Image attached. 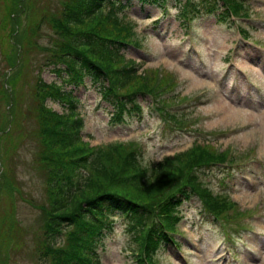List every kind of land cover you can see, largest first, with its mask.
<instances>
[{
  "label": "trees",
  "instance_id": "16d2710c",
  "mask_svg": "<svg viewBox=\"0 0 264 264\" xmlns=\"http://www.w3.org/2000/svg\"><path fill=\"white\" fill-rule=\"evenodd\" d=\"M36 1L0 0V42L6 38L9 48H4L5 58L11 71L2 79L11 81L14 93H0V99L11 106L0 127V201L8 196L3 213L12 208L18 188L10 159L19 148L17 144L31 140L47 201L39 205L41 224L35 245L38 264H100L97 247L111 227L108 215L127 217L128 230L134 233L136 264L159 263L158 251L163 245H179L174 235L181 232L180 207L192 198L231 228L227 234L242 229L241 221L248 212L236 210L229 196L215 193L204 178L212 167L229 171L238 162L240 156L232 154L230 148L222 150L211 141L197 139L186 150L146 164L142 161L146 152L142 142L111 141L93 146L82 139L84 121L77 110L78 100L64 85L78 86L89 76L99 86L103 101L112 107L113 123H123L140 113L139 98L149 96L159 106L158 111L167 115L168 97L175 100L180 95L174 72L152 67L138 72L139 63L125 58L122 50L139 42L133 24L118 15L119 0ZM220 1L223 19L226 14L227 18L248 16L242 0ZM218 8V0H183L179 18L188 21L194 14H216ZM22 13L31 14L29 23L26 20L24 24ZM239 31L243 37L248 36L244 27ZM43 34L48 36L45 44L39 43ZM33 50L36 54L30 57ZM41 65L49 66L60 83L46 82L39 73ZM32 67L38 70L31 75ZM48 100L63 110L52 109ZM17 116L25 129L22 126L24 130L13 132L11 122ZM184 118L176 113L167 116L168 124L181 128ZM29 123L34 127L29 129ZM14 222L8 214L0 217V225L5 227L3 231L0 226V233L7 228L10 236ZM5 234L7 245L10 239L7 241ZM1 241L0 236V264H5L7 247Z\"/></svg>",
  "mask_w": 264,
  "mask_h": 264
},
{
  "label": "rangeland",
  "instance_id": "374dc122",
  "mask_svg": "<svg viewBox=\"0 0 264 264\" xmlns=\"http://www.w3.org/2000/svg\"><path fill=\"white\" fill-rule=\"evenodd\" d=\"M36 2L54 4L57 0ZM118 3L121 7L118 15L133 24L140 42L138 47L129 45L122 50L125 58L139 62L142 69L164 68L174 72L179 80L180 96L170 100L168 95H161L167 96L170 102L166 106L167 115L161 114L155 106H147L151 98L139 99L145 106L142 113H136L135 117L131 116L123 123H113L110 120L112 107L103 101L99 87L89 76L78 86L64 85V89L71 91L78 100L77 110L84 121L82 139L93 146L111 141H141L146 147L142 159L146 164L156 163L165 155L186 149L196 138L211 140L223 149L231 148L242 156L238 159L250 152L243 166L234 173L231 167L226 175L219 167H212L204 176L212 190L227 192L225 195L236 204V210L248 212L241 221L245 228L235 233L238 240L233 242L222 231L220 222L209 212L201 211V203L192 198L180 207L183 219L178 231L181 232L174 235L175 241L181 242L180 247L177 249L171 242L167 243L164 249L158 251L159 263L156 264H264V0H245L250 17L236 20L239 23L221 22L217 14H201L191 19L194 31L186 40L182 38L185 31L183 22L177 20L181 13L178 0H167L163 5L154 0H119ZM20 16L24 24L26 20L27 23L31 20V14L22 13ZM239 24L247 27L249 42L258 46V43H263L261 48L240 40ZM47 38L43 34L39 43L45 44ZM4 48H9L6 38L0 42L2 96L9 92L14 94L11 81L6 77L2 79L5 72H11ZM193 48L199 49V56H192ZM228 51L232 53L228 54ZM34 54L35 50L31 51L30 57ZM41 66L39 73L46 82L60 83L49 66ZM141 68L138 72L142 71ZM35 69L31 75L35 74ZM227 70L229 77H226ZM27 87L28 84L24 89L27 90ZM21 97L17 99L18 111ZM198 97H202L196 100L200 103L194 100ZM6 104L0 99V127L6 122L3 117L11 107ZM47 104L58 112L63 110L56 102L48 100ZM185 106L191 107L190 113L187 116L184 112L181 116H187L193 123V129L179 130L178 126L171 129V125L167 126L164 122V116H170L173 111ZM13 108L16 112V104ZM16 118L11 122L13 132L24 130L19 116ZM29 125V129L34 127V124ZM30 142L27 139V144H17L16 149L19 148L10 159L18 188L12 208L8 207V211L6 209L3 213V208L9 204L8 196L0 201V217L4 219V215L8 214L10 219L15 220L10 236L7 228L5 230L7 241L10 239L7 245L5 232L0 233L1 242L4 241L7 247L3 255L5 264H38L35 245L39 238L37 229L41 224L40 206L47 201L33 160L35 143ZM2 169L0 161V171ZM113 221L116 224L108 232L105 231L102 243L97 247L100 264H136L131 253L134 234L128 231L127 217L115 216ZM0 226L4 231L5 227ZM63 239L62 236L60 242ZM11 244L15 246L12 248ZM19 247V251H12Z\"/></svg>",
  "mask_w": 264,
  "mask_h": 264
}]
</instances>
